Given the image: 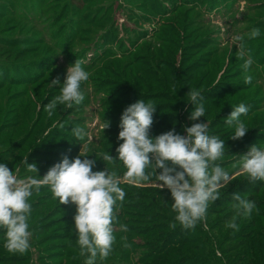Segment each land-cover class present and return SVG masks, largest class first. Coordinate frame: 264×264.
I'll use <instances>...</instances> for the list:
<instances>
[{"label": "rangeland", "instance_id": "obj_1", "mask_svg": "<svg viewBox=\"0 0 264 264\" xmlns=\"http://www.w3.org/2000/svg\"><path fill=\"white\" fill-rule=\"evenodd\" d=\"M253 28L259 36L249 39ZM236 35L246 50L243 58L232 40ZM248 56L253 63L244 71L243 59ZM75 60L82 61L89 73L81 85L85 99L49 115L44 104L59 89L48 83L63 82L66 66ZM249 75L251 83L245 84ZM188 89H198L204 97L209 133L225 142L226 152L217 163L233 180L209 205L205 219L184 229L174 221L170 197L162 202L168 191L157 189L154 179L131 183L123 178L118 161L97 159L93 170L105 165L120 180L125 199L114 210L113 250L96 264H205L202 240L214 263L264 264V209H259L260 227L250 224L253 213L237 218L238 230L226 227L235 215L233 193L248 199L259 191L250 200L262 205L258 201L264 199V182L249 181L239 172L240 155L253 144L264 147V0H0V163L20 179L35 175L24 161L33 163L37 175L43 176L62 158L45 155L48 151L71 150L76 156L82 146L89 149V158L92 154L99 158L105 151L115 157L121 142L116 139L120 113L137 99L156 105L150 135L170 128L183 135L182 125L197 122L188 119ZM242 102L249 106L242 117L249 129L232 139L233 129L223 118L231 106ZM105 120L109 126L102 129ZM77 126L95 137L93 143L74 141L70 129ZM237 143L241 145L235 147ZM154 195L159 204L150 213L159 218L155 219L159 225L157 234L148 237L152 221L139 216L144 214L139 206ZM46 196L51 199L39 203ZM29 203L30 247L23 254L8 252L0 229V264H84L69 231L74 205L59 204L47 186L34 192ZM48 219L52 220L48 228H40ZM121 224L127 226L126 232L120 230ZM47 236L58 237L43 240ZM175 242L179 245L173 255L156 254L158 249L171 252ZM250 246L263 250L247 254ZM61 248L65 252L58 255Z\"/></svg>", "mask_w": 264, "mask_h": 264}, {"label": "clouds", "instance_id": "obj_2", "mask_svg": "<svg viewBox=\"0 0 264 264\" xmlns=\"http://www.w3.org/2000/svg\"><path fill=\"white\" fill-rule=\"evenodd\" d=\"M257 36L259 30L253 28L248 38ZM232 40L239 48V57L243 58L246 50L240 43L241 37L236 35ZM252 63L250 56L243 59V70L247 71ZM88 77L82 61L68 64L63 82L53 79L48 83L49 88L58 85L59 92L44 104L45 111L51 115L58 108L71 109L80 105L85 99L81 85ZM251 80L250 75L246 76L244 83L249 84ZM187 93L186 101L191 104L188 119L197 122L182 125L183 135L174 128L150 135L156 105L137 99L120 113L116 139L121 142L115 148V157L105 151L99 158L94 154L89 158V149L84 147L82 150L81 146L76 156L71 159L62 156L43 176L37 175L33 163L24 161L27 171L35 173L26 179L18 178L13 170L0 163V229L4 230V248L20 254L29 249V198L47 186L59 204L75 207L69 231L74 233L79 255L85 258L84 264H96L98 259L103 261L109 257L115 241L114 210L118 202L124 201L125 191L119 186L120 180L105 165L103 170H93L97 159L109 164L118 161L124 168L123 178L137 185L154 177L156 188L168 191L174 221L182 228L192 229L203 221L209 205L219 199L220 190L226 188L233 177L217 163L226 152L225 142L209 133L204 97L198 89H188ZM248 112L249 106L242 102L231 106V111L223 118L224 124L233 129L232 139H239L248 131L249 127L242 119ZM201 117L203 121L198 120ZM108 126L105 120L102 129ZM70 131L77 143H93L95 138L82 127H72ZM239 172L249 181L264 182V147L249 146L247 152L240 155ZM232 199L235 215L226 227L238 230L237 218L250 216L257 206L239 193H233ZM119 227L121 231H127L126 225Z\"/></svg>", "mask_w": 264, "mask_h": 264}, {"label": "trees", "instance_id": "obj_3", "mask_svg": "<svg viewBox=\"0 0 264 264\" xmlns=\"http://www.w3.org/2000/svg\"><path fill=\"white\" fill-rule=\"evenodd\" d=\"M128 99H130V98H128ZM155 99H158V98H155ZM173 99V98H172ZM170 103H172V104H174V102L172 101V100H168ZM241 143V142H240ZM240 143H237L236 145H235V147H238V146H240L241 144ZM75 149V148H74ZM47 154H45V155H56V156H64V155H67L68 156V158L69 159H71L72 157H74V153L71 151V150H58V151H48V152H46ZM152 179H154V177L152 178ZM163 193V192H162ZM164 194H166V195H164V196H162L161 197V199H162V202L163 201H165L166 199H168L170 196H168L167 194L168 193H164ZM259 194V191H257V192H251V194L249 195V198L248 199H250L251 197H253V196H256V195H258ZM262 197V196H261ZM47 199V201L48 200H50L51 199V196H46L45 198H43L42 199V202H39V203H44V201ZM148 204H146V205H142V206H139V207H141V209H142V212L144 213V214H140L139 216H145V220L146 221H148V222H150V221H152L151 222V224H150V226H147V228L148 227H152V231H151V234L148 236V237H154L156 234H157V225H159V224H157L156 222H155V219L157 220H159V218L157 217L156 218V216L153 214H151L150 213V209H151V207L152 206H154V205H158L159 204V202H158V200L156 199V196L154 195V196H148ZM137 201H142V200H140V198H138V199H136ZM259 203H263L262 205H259V204H256V206H257V208H256V210H254L253 211V214H254V218L251 220V225L252 226H256L257 227V225H259L260 223L258 222V219H259V209H260V207L262 208V209H264V199L263 198H260L259 199V201H258ZM142 203V202H141ZM136 209H138L136 206H134ZM145 208V209H144ZM161 208L163 209V206H161ZM50 213V212H49ZM50 215V214H49ZM48 215V216H49ZM139 216H138V218H139ZM65 217V216H64ZM51 219V218H50ZM50 219H48L47 221L48 222H45L46 224H44V225H41L40 226V228H42V227H44V229H46V228H48V226L52 223V220H50ZM64 219V218H63ZM261 225V224H260ZM260 225H259V227H260ZM259 227H258V229H259ZM39 228V229H40ZM43 229V230H44ZM137 232L138 233H144V232H142L141 230H137ZM49 237V238H48ZM56 237H58V236H47V237H45V238H43V240L44 239H50L51 241H53V238H56ZM202 243H203V246H204V249H205V251H206V255L208 256L207 257V260L206 261H204V263L205 264H223L222 263V261H220V260H215V263L214 262H212V261H210L209 260V256L211 255V251H210V247H209V245L206 243V241L205 240H202ZM179 245V243L178 242H175V245H173V248H172V251L170 252V251H165V250H163V249H158L157 251H155L156 252V254L157 255H160V254H163V253H170V254H174V252H173V250H175V247L176 246H178ZM39 246L41 247V245L39 244ZM148 248H152L151 246H148ZM207 249V250H206ZM258 250L260 251V253L262 252L261 250H263L262 248H258ZM258 250L257 251H255L254 250V248L253 247H251L250 246V250L247 252V254H251V255H257L259 252H258ZM64 252H65V249H63V248H61V249H59V251H58V255H61V254H59V253H62V254H64ZM245 252H246V250H245ZM67 259H69V260H71L73 263H75V259L73 258V259H71V256L70 255H67ZM189 259H192V258H188V260ZM200 262H202V261H200Z\"/></svg>", "mask_w": 264, "mask_h": 264}]
</instances>
